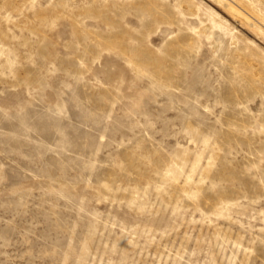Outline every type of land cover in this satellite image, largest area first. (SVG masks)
Here are the masks:
<instances>
[{
  "label": "rangeland",
  "instance_id": "1",
  "mask_svg": "<svg viewBox=\"0 0 264 264\" xmlns=\"http://www.w3.org/2000/svg\"><path fill=\"white\" fill-rule=\"evenodd\" d=\"M0 264H264V0H0Z\"/></svg>",
  "mask_w": 264,
  "mask_h": 264
},
{
  "label": "bare ground",
  "instance_id": "2",
  "mask_svg": "<svg viewBox=\"0 0 264 264\" xmlns=\"http://www.w3.org/2000/svg\"><path fill=\"white\" fill-rule=\"evenodd\" d=\"M235 12H236V15H237V13L238 14H241L242 16H244V18L246 19V20H248L249 22H250V20L249 19H253L254 17H253V15H251V13L249 12V11H247V10H244L243 8H241V9H237V10H235ZM249 14V15H248ZM257 18V17H256ZM255 18V19H256ZM255 21H258V20H255ZM254 21V23L256 24V26L257 27H259V28H261L257 23H260V22H255Z\"/></svg>",
  "mask_w": 264,
  "mask_h": 264
}]
</instances>
